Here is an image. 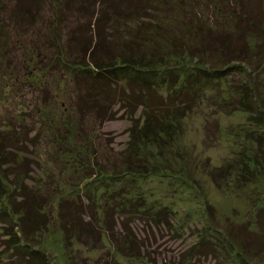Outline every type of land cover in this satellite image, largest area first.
<instances>
[{"label":"trees","instance_id":"obj_1","mask_svg":"<svg viewBox=\"0 0 264 264\" xmlns=\"http://www.w3.org/2000/svg\"><path fill=\"white\" fill-rule=\"evenodd\" d=\"M9 1L7 7L0 3V38L5 35L2 30L5 29L3 18L17 27L30 25L35 31V14L39 3L43 4L45 0ZM49 1L56 10L58 5L63 4V7H71L72 11L81 15L80 22L77 20L71 25L77 28L69 29L65 33V42L61 44L60 37L54 31L50 35L38 27L36 37L44 50V45L52 47L48 66H56L58 84L68 85L69 88L65 92L64 107L51 110L47 100L42 99L32 109L39 123L48 127L49 140H53L52 145H57L62 155L84 152L86 160L83 162L74 155L71 157L74 161L71 164L73 171L77 173L76 166L80 165L78 172L85 173L83 178L80 176V183L74 182L70 195L60 194L56 203L58 214H55V222L57 224L58 221L66 240L76 239L80 243L90 244L97 239L98 226H101L103 235L106 230V238L115 242V249L120 253H136L142 241L132 231L131 221L145 217L155 223L163 219L169 225L164 212L156 215L149 212V205L134 185H120L124 178L127 177L125 180L129 181L134 175L131 165L117 168L114 162L106 160L101 163L95 149L89 154L91 147L83 150L84 144L76 139L77 134L88 137L89 133L81 126L83 120L89 117L100 125L114 116L119 105L128 111L126 118L132 126L129 129L131 146L137 143L140 148L162 133L166 139L177 134V122L194 104L204 84L201 79L218 81L230 70L237 76L244 72L246 76L235 84L233 95L237 108L250 114L243 134L248 139L255 135L256 139H253L254 143H243L241 155L236 153L227 166L240 167L244 162L245 166L256 169L251 174L261 173L264 177V107L261 106L264 99L259 91L253 92L254 83L251 80L255 78L251 74L254 70L260 75L258 82L264 79V0ZM174 8L181 12L180 21L172 16ZM58 14L55 13L57 19ZM61 18L64 20L66 17ZM51 23L52 29L59 24L57 21ZM80 27L84 28L83 34L78 33ZM6 36L10 39L13 37ZM5 55L6 51L1 53L6 60ZM208 55L217 56L219 64L210 61ZM10 63L9 60L6 68L11 81L19 77L32 78L28 74H14L15 66ZM53 68H49V71ZM59 70L62 72L59 73ZM175 72L180 76L179 81L175 79ZM54 75L55 72L52 73ZM35 80L38 78L33 77ZM12 124L8 120L0 130V220L4 221V231L11 224L12 214L4 200L7 192L3 175L8 170L7 176L14 174V178H18L21 174L16 166L19 154L25 151L29 143V139L26 143L18 139L17 133L10 127ZM246 141L247 138H244ZM55 158H52L54 162ZM22 160H26V157ZM218 170L210 173L216 178L227 167L222 172ZM28 173L24 171L20 179L14 182L17 191H13L10 197L12 205L17 200L12 207L18 213L24 241L49 221L43 207L39 206V201L45 196L37 193V188L30 189L24 183L25 177H29ZM234 174L240 176V172ZM101 183L103 188L99 191L96 185ZM97 207L101 208V212H96ZM100 213H103L101 219L98 216ZM116 213L122 217L117 233L111 231ZM99 220L103 222L99 224ZM257 222L262 223L260 211ZM200 228L202 232L197 240L181 253L183 259L187 257L185 251L188 249L192 257L199 256L203 248H207L209 253L223 250L229 264H264V241H261V236L264 237L263 223L258 232L246 226L234 228L210 221H204ZM11 243L19 248L25 247V243L18 238ZM30 251L22 256L29 264H49L43 255L36 254V248ZM30 258L38 260L29 261ZM184 264L189 262L185 260Z\"/></svg>","mask_w":264,"mask_h":264},{"label":"rangeland","instance_id":"obj_2","mask_svg":"<svg viewBox=\"0 0 264 264\" xmlns=\"http://www.w3.org/2000/svg\"><path fill=\"white\" fill-rule=\"evenodd\" d=\"M10 2L0 0L6 7ZM63 6L58 5L56 10L49 0H45L43 4L39 3L34 18L37 26L35 31L30 25L18 28L14 24L11 25L7 18L2 19L5 24V29L2 30L5 35L0 38V130H3L5 122L11 120L13 124L10 127L17 133L18 139L25 143L29 139L25 151L19 154L20 159L16 166L21 174L18 178L24 171L29 172V177H25L24 183L30 189L37 188V193L45 196L39 201V206L43 207L49 221L44 227L33 231L30 238L24 241L18 213L13 211L17 200L14 201V206L13 202H10L11 193L17 191L14 182H17L18 178H14V174L7 176L8 170H5L3 185L7 193L4 194V200L12 216L11 224H8L5 231L4 221L0 220V264H27L25 256L35 248L36 254L43 255L49 264H184L185 260L189 264H229L223 250L209 253L207 248H203L199 256L191 257V250L188 249L185 251L188 254L185 259L180 255L187 246L197 240L202 232L200 226L204 221L234 228L246 226L249 230L257 232L261 230L262 223L264 226V204H261L264 203V200L261 201V198L264 199V177L261 173L251 174L256 169L250 165L245 166L244 162L243 166L230 167L234 155L236 153L241 155L243 143L256 139L255 135L248 139V136L243 134L250 121V114L237 108L233 95L235 84L246 75L243 72L237 76L238 74L232 70L218 81L200 80L204 83L201 90L199 89L200 93L191 111L178 120L177 134L172 138L166 139L162 133L160 137L141 145L140 148L137 143L131 146L129 129L132 126L130 120L126 118L128 111L123 105H119L114 116L100 125H96L89 117L83 120L81 126L89 133L88 137L76 135V139L84 144L83 150L91 147L90 154L95 149L101 163H105L106 160L109 163L114 162L117 168L131 165L134 175L129 181L125 180L127 177L124 178L120 185H134L136 191L142 194L144 201L149 205V212L153 215L164 212L169 225L164 223L163 219L155 223L150 218L146 220L145 217L131 221L132 231L136 237H141L142 241L136 253L133 251L120 253L115 249V242L106 238L108 235L106 230V235H103L101 226H98L97 239L90 244L64 238L58 221L57 224L55 222L58 214L56 203L60 194L70 195L74 182L80 183V176L83 178L85 173L78 172L80 165L77 164V173L73 171L71 164L74 161L71 157L74 155L85 162V155L84 152H78L76 155L67 152L62 155L61 150L56 148L57 145H52L53 140H49L48 127L39 123L32 109L42 99L47 100V106L51 110L56 111L66 105L65 92L69 86H60L56 66H48L52 47L44 45L47 51L44 50L36 38L39 27L50 35L52 31L58 34L61 44L65 33L69 29L77 28L71 25L77 20L80 22V13L72 11L71 7ZM3 10L6 11V8ZM55 13H59L57 15L59 19ZM172 16L178 21L182 17L181 12L175 8ZM61 17L66 18L62 20ZM51 21L59 22L55 29L51 28L53 24H49ZM78 33L83 34L84 28L80 27ZM6 35L13 37L10 39ZM157 38L159 41V37ZM4 51L6 60L1 57ZM208 59L214 61L216 65L219 64L215 55H208ZM9 60L10 64L15 66L14 74L26 76L28 74L32 78L19 77L11 81L12 78L7 75L6 68ZM49 68L54 70L49 71ZM60 72L62 71L59 70ZM251 74L255 77L251 79L254 83L253 92L259 91L261 98L264 99V79L261 78L258 82L257 77L260 78V75L255 70ZM33 77H37L38 80L33 81ZM176 78L179 81L180 76L175 72ZM261 106L264 107V102H261ZM16 117L18 120L15 121ZM18 121L20 122L17 123ZM244 138H247L246 142ZM24 156L26 160H22ZM56 156H60L61 160L55 158ZM52 158H55L56 162ZM65 158L69 160L66 161ZM226 167L227 170L216 178L210 173L217 169L222 172ZM239 172L240 176L234 174ZM102 186L103 183L96 185L99 191ZM259 211L261 224L257 222ZM96 212H101V208L97 207ZM118 215L119 213L114 215L115 224L111 230L115 233L120 228L119 220L122 219ZM98 216L101 219L103 213ZM102 222L103 220H99L98 223ZM17 238L25 243L24 248L11 243ZM261 241H264L263 236ZM37 260L38 258H30L29 261Z\"/></svg>","mask_w":264,"mask_h":264}]
</instances>
